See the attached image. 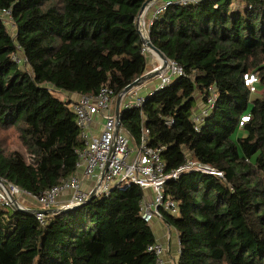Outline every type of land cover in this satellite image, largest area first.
Here are the masks:
<instances>
[{
    "label": "trees",
    "instance_id": "1",
    "mask_svg": "<svg viewBox=\"0 0 264 264\" xmlns=\"http://www.w3.org/2000/svg\"><path fill=\"white\" fill-rule=\"evenodd\" d=\"M145 1L0 0V9L12 7L17 32L13 39L0 20V128L18 134L31 155L0 138L2 179L40 195L76 172L84 141L69 94L96 95L107 85L119 95L147 72L153 57L137 26ZM236 1L199 0L156 17L152 44L185 74L122 111L132 144L147 127L167 172L188 158L224 172L194 171L165 184L179 206L177 216L163 215L179 234L178 264H264V91L252 98L258 89L245 81L255 74L264 85V0ZM16 43L31 71L12 59ZM211 85L218 100L196 131L191 116ZM143 194L138 185L116 188L47 213L45 225L0 205V264H156Z\"/></svg>",
    "mask_w": 264,
    "mask_h": 264
},
{
    "label": "built area",
    "instance_id": "2",
    "mask_svg": "<svg viewBox=\"0 0 264 264\" xmlns=\"http://www.w3.org/2000/svg\"><path fill=\"white\" fill-rule=\"evenodd\" d=\"M199 0H152L142 14L138 15V29L144 37H149V27L154 19L164 13L171 6L195 5ZM151 17L147 25L148 11ZM0 20L6 22L13 39L16 38V24L13 17L12 7L0 9ZM144 50L149 52L148 46L144 44ZM151 53V52H150ZM12 59L24 68L28 66V59L23 48L16 43V50ZM160 62V61H159ZM162 62L153 68L160 70L157 77L159 85L150 89L147 94H142L140 89L147 87L149 82L131 89L122 99L120 105L121 124L118 126L116 112L117 97L114 90L109 86H102L96 95H79L71 104L75 113L77 123L81 131V138L84 147L78 152L76 172L61 184H57L44 191L40 195H33L31 192L22 189L18 185L4 179L0 181V205L21 209L36 214L40 224H46V213L37 212L36 208L25 204L21 194L25 193L37 200L43 209H57L62 212L85 203L91 195L105 194L116 188H125L138 185L144 190L140 202L142 218L151 224L153 221L162 220L164 212L173 215L179 214L178 203L170 198L164 191L165 184L170 180H176L184 174L191 172H203L216 174L223 177L224 172L219 171L208 163L188 158L184 163L169 172L166 171V164L162 160V147H154L149 144L150 130L143 127L139 143L132 144L133 138L122 124V111L125 109L143 105L146 97L152 95L171 84L175 76H183L185 69L177 60L168 58L166 71H161ZM246 84L251 91H256V82L259 78L255 74L245 75ZM218 92L215 85L208 88L204 102H200L191 116L196 131H200L206 119L212 114ZM250 114L241 117L240 126L249 121ZM171 123V122H168ZM28 161L31 155L26 153ZM66 193L69 196L63 197ZM66 196V195H65ZM53 213V212H52ZM168 230L171 227L165 223ZM177 242L180 245L179 234L176 231ZM156 259V264H169L170 247L159 238L148 247ZM179 252H181L179 250ZM178 258L172 264H178Z\"/></svg>",
    "mask_w": 264,
    "mask_h": 264
},
{
    "label": "rangeland",
    "instance_id": "3",
    "mask_svg": "<svg viewBox=\"0 0 264 264\" xmlns=\"http://www.w3.org/2000/svg\"><path fill=\"white\" fill-rule=\"evenodd\" d=\"M238 4H239V3H238V0H237V1H236V5H238ZM148 24H149V18H147V25H148ZM11 30H13V29H10V31H11ZM150 51H151V50H150ZM151 52H152V51H151ZM152 57H153V60H152V62L149 64V66H148V68H147V72H148L149 70H152L153 68H155V66H158L160 62H162V59H161V58H158L154 53H153V54H150L149 61H151ZM159 61H160V62H159ZM23 68H24V67H23ZM25 69L28 70V71H31L29 65H28L27 68H25ZM151 82H153L152 84L155 85V86H157V88H158V85H159V79H158V78H155V79L151 80V81L149 82V84H150ZM148 86H149V85H148ZM148 86H147V87H142L141 89H143V88H148ZM256 87H257L258 90H257L256 93H254V96H252V98H254L255 96H257V97H258V96H262V94H263V91H264V85H263L262 83L258 82V83L256 84ZM141 89H140V92H141ZM141 93H142V92H141ZM57 94L60 95V96L63 97V98L67 97L65 94L60 93V92H58ZM9 130H12V129H9ZM11 132H12V131H11ZM11 132L8 131V130H5V129L0 128V138L2 139V141L4 140V141H6V142L8 143V145H9V149H11V150H18V151H20V152L26 154V147L24 146L23 142H22L21 139L19 138L18 134H16V133H12V134H11ZM235 137H237V135H236ZM21 199L23 200V202H29L30 200H32L33 202H36L35 199L31 198L29 195H27V194H25V193L21 194ZM33 202H31V203H27V204L30 205V206H31V205H32V206L37 205V206H38V209H42V206H41V205H39V204H37V203H33ZM154 222H155V221H153L151 224H153ZM151 224H150V225H151ZM164 233L167 234V236L170 234V233L168 232V228H167L166 225H165V231H164Z\"/></svg>",
    "mask_w": 264,
    "mask_h": 264
},
{
    "label": "water",
    "instance_id": "4",
    "mask_svg": "<svg viewBox=\"0 0 264 264\" xmlns=\"http://www.w3.org/2000/svg\"><path fill=\"white\" fill-rule=\"evenodd\" d=\"M152 0H146L144 2V4L142 5L141 9H140V12L139 14H142L146 7L151 3ZM137 25H138V18H137ZM142 37V41L143 43L146 45V46H151L154 51H156L163 59V63L161 64L160 68H161V71L162 72H165L166 71V63L168 61V57L159 49L157 48L154 44H152L151 40L149 37H144L143 35L141 36ZM151 51L149 50V53ZM150 54H153L152 52ZM160 74V70H149L148 72H146L145 74H143L141 77H139L138 79H136L134 82H132L131 84H129L128 86H126L122 91L121 93L118 95L117 97V108H116V112H117V116H118V126L121 124V119H120V113H121V110H120V105H121V102H122V99L123 97L133 88L139 86V85H142V84H145L147 82H150L151 80L157 78ZM2 180V178L0 177V181ZM95 197V195H91L90 198L83 204H86L88 203L90 200H92L93 198ZM37 212H43V213H52V212H57L58 210L57 209H52V210H49V209H36Z\"/></svg>",
    "mask_w": 264,
    "mask_h": 264
},
{
    "label": "crops",
    "instance_id": "5",
    "mask_svg": "<svg viewBox=\"0 0 264 264\" xmlns=\"http://www.w3.org/2000/svg\"><path fill=\"white\" fill-rule=\"evenodd\" d=\"M150 17H151V12H150V9H149V11H148L149 20H150ZM152 83L153 82H151L149 84L148 88L141 89L142 94H144V95L147 94V92L155 86ZM69 95H70L69 97H71L73 100H76L79 97V95H76V94H72V95L69 94ZM65 195H63L64 198L65 197L67 198L69 196L68 193H66ZM31 202H33V201L30 200L29 202H25V204L31 203ZM33 203H37L38 204L37 200H36V202H33ZM32 207L38 209L37 205H34ZM151 227L153 229V232H154L156 238H159L165 244H169V247H170V255L168 256L169 257V264H172L173 261L175 259L179 258V256H180V252H179L180 245L177 242L176 230L171 228L170 230H168V232L170 234L167 236V234L164 233V231H165V223L162 220H156L153 224H151Z\"/></svg>",
    "mask_w": 264,
    "mask_h": 264
},
{
    "label": "bare ground",
    "instance_id": "6",
    "mask_svg": "<svg viewBox=\"0 0 264 264\" xmlns=\"http://www.w3.org/2000/svg\"><path fill=\"white\" fill-rule=\"evenodd\" d=\"M148 49L151 50L152 53H154L158 58L162 59V57L156 51H154V49L151 46H148ZM162 63H163V59H162Z\"/></svg>",
    "mask_w": 264,
    "mask_h": 264
}]
</instances>
